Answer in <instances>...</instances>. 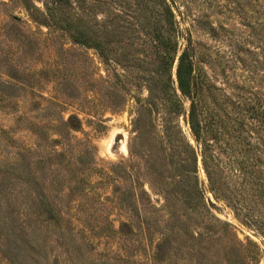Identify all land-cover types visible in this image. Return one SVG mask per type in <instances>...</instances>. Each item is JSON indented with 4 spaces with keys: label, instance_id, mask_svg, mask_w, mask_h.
Returning a JSON list of instances; mask_svg holds the SVG:
<instances>
[{
    "label": "rangeland",
    "instance_id": "374dc122",
    "mask_svg": "<svg viewBox=\"0 0 264 264\" xmlns=\"http://www.w3.org/2000/svg\"><path fill=\"white\" fill-rule=\"evenodd\" d=\"M168 2L186 40L181 41L183 47L188 41L195 49L209 106L214 108V101L223 104L229 97L264 109V0ZM47 6L59 9L60 17L65 13L80 22L90 34L110 33L104 37L110 59L74 43L65 30L41 24ZM161 11L157 0H0V157L13 160L17 147H32L37 140L59 153L52 155L53 163L61 156L69 160L81 153L88 162L96 159L95 169L81 175L86 180L84 188L55 199L58 209L67 213L63 214L62 232L77 242L80 254L90 258L156 264L152 256L162 238L158 233L150 237L142 228L136 235L122 237L86 228L103 227L109 219L117 229L123 221L136 229L144 218L159 219L160 226L165 225L164 200L148 184L150 177L142 174L136 187L139 214L132 207L120 209L116 204L114 192L129 189L131 182L111 174L113 165H130L131 147L134 152L142 150L132 128L137 101L148 98L147 80L156 78L163 56L154 39L163 24ZM3 83L14 85L17 98L12 105L2 100L3 92H10ZM64 174L74 180L72 184L82 181L69 172ZM200 177L207 188L203 171ZM207 196L216 206L213 214L235 228L229 243L240 245L248 264H264V239L243 226L224 202H217L208 191ZM183 240L190 244L189 238ZM197 243L203 246L205 240ZM46 255L49 263L70 264L67 247L58 245L50 234ZM193 262L186 259L171 264ZM0 264H10L1 252Z\"/></svg>",
    "mask_w": 264,
    "mask_h": 264
},
{
    "label": "trees",
    "instance_id": "16d2710c",
    "mask_svg": "<svg viewBox=\"0 0 264 264\" xmlns=\"http://www.w3.org/2000/svg\"><path fill=\"white\" fill-rule=\"evenodd\" d=\"M157 2L163 24L154 39L163 56L156 78L147 80L148 98L143 103L137 101L139 110L132 128L134 141L139 142L142 150L134 152L131 147L130 165H113L111 174L131 182L129 189L114 192L116 204L120 209L132 207L139 214L142 210L136 187L142 182V174L144 178L150 177L148 184L164 200L165 225L160 226L159 219L144 218L136 229L125 221L117 229L109 219L103 227L97 224L86 229L122 237L136 235V230L142 228L150 237L158 233L162 238L152 256L156 264L186 259H194V264H248L240 245L229 243L234 227L213 214L216 206L207 191L217 202L230 207L243 226L264 239V109L229 97L223 104L214 101L215 107L209 106L195 49L188 41L183 47L181 41L185 38L168 0ZM58 10L47 6V16L39 22L65 30L74 43L95 49L103 58L110 59L104 41L110 33L90 34L63 11L65 17H60ZM2 87L10 88L9 93L3 92L2 100L12 105L17 98L12 90L14 85L3 83ZM14 106L18 108V104ZM16 149L13 160L0 157L2 256L10 264H53L46 255L50 234L58 245L67 247L70 264H129L80 254L77 242L62 232L63 214L67 213L58 209L55 199L84 188L86 180L81 175L95 169L96 159L90 158L88 162V157L81 153L69 160L61 156L53 163L52 155L59 153L37 140L32 147ZM36 152L45 154L36 156ZM202 171L207 188L200 177ZM65 172L81 177L82 181L72 184L74 180H68ZM141 187L148 196L145 187ZM186 237L190 244L183 240ZM201 238L205 240L203 246L197 243Z\"/></svg>",
    "mask_w": 264,
    "mask_h": 264
}]
</instances>
